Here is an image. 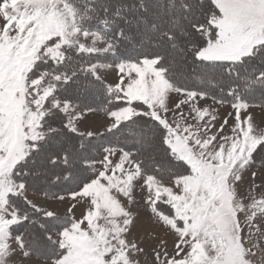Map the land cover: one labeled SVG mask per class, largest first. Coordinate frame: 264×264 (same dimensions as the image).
Instances as JSON below:
<instances>
[{"label":"snow or ice","instance_id":"snow-or-ice-1","mask_svg":"<svg viewBox=\"0 0 264 264\" xmlns=\"http://www.w3.org/2000/svg\"><path fill=\"white\" fill-rule=\"evenodd\" d=\"M0 264H264V0H0Z\"/></svg>","mask_w":264,"mask_h":264},{"label":"rangeland","instance_id":"rangeland-1","mask_svg":"<svg viewBox=\"0 0 264 264\" xmlns=\"http://www.w3.org/2000/svg\"><path fill=\"white\" fill-rule=\"evenodd\" d=\"M209 103H210V101H209ZM223 111L226 112V111H228V109H224ZM95 119H96V120H99L100 117H96ZM41 198H42V197H41ZM61 210H63V209H61ZM77 215H79V212H77ZM171 246H172V245H171V241H170V242H169V248H171Z\"/></svg>","mask_w":264,"mask_h":264}]
</instances>
